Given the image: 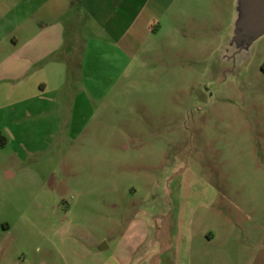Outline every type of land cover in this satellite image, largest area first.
I'll use <instances>...</instances> for the list:
<instances>
[{
  "label": "rangeland",
  "instance_id": "rangeland-1",
  "mask_svg": "<svg viewBox=\"0 0 264 264\" xmlns=\"http://www.w3.org/2000/svg\"><path fill=\"white\" fill-rule=\"evenodd\" d=\"M131 1L127 42L75 0L58 74L0 67V264H264V31Z\"/></svg>",
  "mask_w": 264,
  "mask_h": 264
},
{
  "label": "crops",
  "instance_id": "crops-1",
  "mask_svg": "<svg viewBox=\"0 0 264 264\" xmlns=\"http://www.w3.org/2000/svg\"><path fill=\"white\" fill-rule=\"evenodd\" d=\"M74 1L0 0V56L3 57L0 62V67L6 59L12 55H18L20 49H24L30 43H34V45L36 44L33 49L34 63L45 61L41 66H36L37 69L39 68L37 72L49 75L58 74L60 67L62 68L65 63L60 59H69L74 49L68 46V48L59 52V49L63 47V42L65 43L67 41L65 27L69 23L65 18L73 13ZM89 1L93 4V7L95 6L94 10L102 9L104 10L103 13L108 11L106 13V15L108 14V23L112 25V29L115 32L119 31L120 37L118 39L120 44L122 40L127 42L131 38L129 32L133 22L127 18L132 17V11L135 13L137 9L135 3H132L131 0H117L116 2L112 0L109 3L108 0H77L76 3L78 5H84L85 8L87 6V11H89L90 5L87 4ZM134 18L136 19V15ZM103 27H105V22ZM28 32L33 33L32 36H29L30 38L26 36ZM3 47L5 51L2 50ZM12 64L14 65L12 70L18 73V76L22 75V77L23 75L25 76L31 73L33 67V65L26 67L18 61H13ZM75 66L79 70L82 68V65L78 66L75 64ZM49 78L50 80L53 79L51 76ZM45 79L49 80L47 78ZM46 85L47 83L43 81L39 84L43 90H45ZM8 174L11 175L10 172Z\"/></svg>",
  "mask_w": 264,
  "mask_h": 264
},
{
  "label": "water",
  "instance_id": "water-1",
  "mask_svg": "<svg viewBox=\"0 0 264 264\" xmlns=\"http://www.w3.org/2000/svg\"><path fill=\"white\" fill-rule=\"evenodd\" d=\"M239 12L236 40L247 46L264 31V0H239Z\"/></svg>",
  "mask_w": 264,
  "mask_h": 264
}]
</instances>
